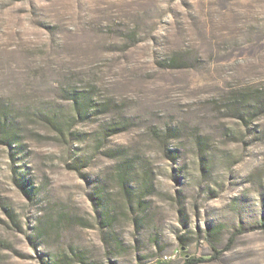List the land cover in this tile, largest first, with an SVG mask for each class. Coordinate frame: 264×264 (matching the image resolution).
<instances>
[{"label":"rangeland","instance_id":"1","mask_svg":"<svg viewBox=\"0 0 264 264\" xmlns=\"http://www.w3.org/2000/svg\"><path fill=\"white\" fill-rule=\"evenodd\" d=\"M261 86L264 0H0V105L23 130L0 140V264H264V113L226 108ZM73 91L111 104L81 143L40 117ZM123 119L104 142L152 169L140 209L96 148Z\"/></svg>","mask_w":264,"mask_h":264},{"label":"trees","instance_id":"2","mask_svg":"<svg viewBox=\"0 0 264 264\" xmlns=\"http://www.w3.org/2000/svg\"><path fill=\"white\" fill-rule=\"evenodd\" d=\"M93 93L73 91L71 94L72 111L70 116H61L54 112L41 114V119L49 126L60 140L72 141L73 143H81V133L73 130L75 125L81 121L90 119V116L110 111L111 104H98L94 102ZM230 104L226 107L232 110H254L259 113H264V86L252 88L249 90L237 91L231 94ZM100 108V110H98ZM8 108L0 105V140L8 145L22 144V126L17 119L13 117ZM127 119L122 121H114L105 124L97 130L96 148L104 149L103 155L109 159L117 161V182L122 190L123 195L129 199L132 204L135 202L137 208H143L145 198L151 194L154 187L153 171L146 166H136L129 154V149L126 147L106 148V140L108 137L116 135L126 129ZM78 161L77 164H81ZM137 179L135 186L132 184V179ZM103 193V191H102ZM133 196L135 197L133 199ZM101 199V198H99ZM103 200V199H101ZM104 215H106V205L101 203ZM8 215L14 220V213L9 210ZM108 219V218H107ZM233 236L228 246L233 242ZM183 245L187 243L182 242ZM214 252H220L214 249ZM206 261L204 258H188L184 264H201ZM53 264H56L53 263Z\"/></svg>","mask_w":264,"mask_h":264}]
</instances>
